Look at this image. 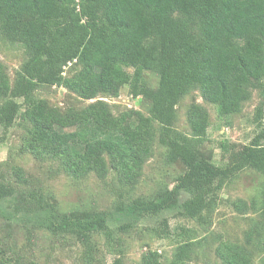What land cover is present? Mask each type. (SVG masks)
Masks as SVG:
<instances>
[{"label": "trees", "instance_id": "1", "mask_svg": "<svg viewBox=\"0 0 264 264\" xmlns=\"http://www.w3.org/2000/svg\"><path fill=\"white\" fill-rule=\"evenodd\" d=\"M0 37L25 51L13 79L0 61V126L9 129L21 113L28 123L23 152L57 163L58 171L76 179L113 177L127 192L157 150L183 169L173 186H158L148 199L125 200L121 192L109 210L60 209L41 189L28 187L21 167L14 168L15 180L0 171V216L26 229L28 241L35 230L72 238L91 262L101 234L117 254L110 264H124L117 229L160 221L156 233L170 236L166 213L204 222L240 173L264 176V0H0ZM146 71L157 75L156 85L145 80ZM46 86L88 102L62 108L38 95ZM125 86L149 103L147 113L134 107L114 112L105 98L120 96ZM194 89L217 105L226 124L259 93L254 136L247 144L221 141L222 164L205 145L208 107L191 102L190 132L175 127L178 104ZM262 196L264 228V190ZM233 203L249 208L244 200ZM194 244L180 241L169 262L149 248L136 264H188ZM7 246L10 254L0 240V264H40L11 241ZM217 255L221 264H255L249 249L231 240L220 243Z\"/></svg>", "mask_w": 264, "mask_h": 264}, {"label": "rangeland", "instance_id": "2", "mask_svg": "<svg viewBox=\"0 0 264 264\" xmlns=\"http://www.w3.org/2000/svg\"><path fill=\"white\" fill-rule=\"evenodd\" d=\"M24 60L25 51L21 45L8 43L0 37V61L7 65L11 79ZM145 80L151 85H156L158 77L146 71ZM38 95L62 108L69 104L84 105L88 102L68 92L66 88L57 86L42 87ZM105 99L113 105L115 113L131 107L141 109L145 113L149 110V103L141 96L134 97L129 86L122 89L120 96ZM193 101L204 104L210 110L211 124L205 145L212 151L216 163H224L221 156L222 148L219 145L221 141L227 144L233 141L247 144L254 136L256 132L253 122L254 113L260 101L258 91L246 103L241 113L231 117V124H226L217 105L203 99L199 90H192L178 104L179 116L175 123V127L188 133L190 130L186 113ZM27 124L19 113L9 129L0 126V171L15 180L14 168L21 167L30 177L28 187L41 189L49 200L57 203L60 209L109 210L113 208L121 192L125 200L148 199L149 196H153L152 193L158 186H173L176 177L183 171L177 163H168L162 150H157L156 154L147 161L144 175L134 190L121 191L120 189L123 188H119L113 177L107 181L100 180L94 175L76 179L64 171H58L57 163L39 161L27 151H22ZM263 190L264 176L256 171L247 170L225 186L221 191L222 201L215 211L206 214L204 222L166 213L173 232L167 237L156 233L160 221L142 220L138 226L127 232L117 229L114 235L121 239L120 247L124 264H136L149 248L161 252L162 260L169 262L177 250L178 243L184 239H192L195 243L193 246L195 251L188 264H221L217 247L226 240L244 245L251 252L255 264H264V246L260 244L264 228L260 223L262 217L259 211ZM235 200L246 201L249 208L245 211L239 210L233 203ZM252 201L257 203V207L252 206ZM0 240L9 254L10 249L7 244L11 241L20 254L35 256L40 264H110L117 255L107 249L105 237L100 234L95 237V250L89 262L85 247L76 243L74 239L52 237L46 231L35 230L31 233V240L28 241L26 229L9 225L1 216Z\"/></svg>", "mask_w": 264, "mask_h": 264}]
</instances>
